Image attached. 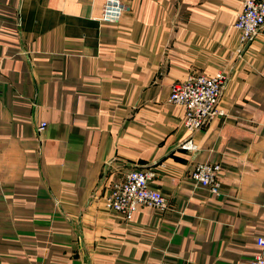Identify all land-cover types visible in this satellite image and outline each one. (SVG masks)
Masks as SVG:
<instances>
[{
	"label": "crops",
	"instance_id": "0c3cea01",
	"mask_svg": "<svg viewBox=\"0 0 264 264\" xmlns=\"http://www.w3.org/2000/svg\"><path fill=\"white\" fill-rule=\"evenodd\" d=\"M121 1L107 24L102 0H0V264H249L264 238V26L241 47L243 0ZM219 71L226 116L188 132L171 86ZM202 163L220 165L216 195L190 178ZM143 169L166 209H106Z\"/></svg>",
	"mask_w": 264,
	"mask_h": 264
},
{
	"label": "built area",
	"instance_id": "2783aa9c",
	"mask_svg": "<svg viewBox=\"0 0 264 264\" xmlns=\"http://www.w3.org/2000/svg\"><path fill=\"white\" fill-rule=\"evenodd\" d=\"M102 1L100 21L107 24L117 23L127 7L121 0ZM263 26L264 0H243L233 25L239 35L240 46L243 47ZM225 80L226 75L222 71L214 76L191 74L186 81L171 86L168 102L183 109V124L188 132L204 128L215 117L226 116L222 110L217 109ZM45 126V123H41L38 130L42 131ZM180 149L191 152L197 150L191 138L181 143ZM219 172V164H197L190 178L194 187L206 189L210 194L216 195L220 189ZM154 176L152 169L130 171L121 181L111 185L110 192L105 197V208L125 219L130 218L137 206L164 211L167 207L165 198L160 192L148 187ZM256 245L260 251L249 264H264V238H257Z\"/></svg>",
	"mask_w": 264,
	"mask_h": 264
}]
</instances>
